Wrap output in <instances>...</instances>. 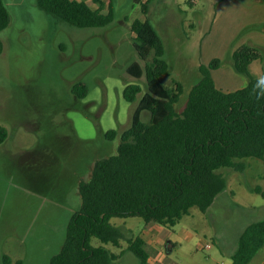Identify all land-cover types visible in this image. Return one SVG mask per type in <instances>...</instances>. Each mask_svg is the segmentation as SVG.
Returning <instances> with one entry per match:
<instances>
[{"label":"rangeland","instance_id":"374dc122","mask_svg":"<svg viewBox=\"0 0 264 264\" xmlns=\"http://www.w3.org/2000/svg\"><path fill=\"white\" fill-rule=\"evenodd\" d=\"M143 1L115 0L113 23L77 27L37 0H5L12 21L1 32L0 125L9 134L0 143V264L5 255L11 264H49L80 207V182L90 179L97 159L117 152L119 139L108 140L105 132L130 127L148 89L145 74L138 78L126 70L136 59L146 65L131 27L135 18H146ZM147 15L170 65L162 82L183 84L179 109L202 77L201 64L219 58L212 69L216 85L235 90L249 76L235 69L233 51L247 43L264 52V0H153ZM249 72L264 78V58L255 59ZM76 82L86 84V96L72 91ZM129 83L142 87L133 102L123 94ZM141 117L149 121L152 113L144 110ZM244 162V170L221 169L227 186L207 211L194 206L174 225L146 223L140 215L113 217L125 239L106 246L120 253V264H139L128 239L143 235L148 264H232L245 227L264 218V196L253 190L264 186L263 160ZM92 243L102 241L93 237ZM249 264H264V245Z\"/></svg>","mask_w":264,"mask_h":264},{"label":"trees","instance_id":"16d2710c","mask_svg":"<svg viewBox=\"0 0 264 264\" xmlns=\"http://www.w3.org/2000/svg\"><path fill=\"white\" fill-rule=\"evenodd\" d=\"M151 1L142 3L146 18L137 17L131 24L134 46L146 65L136 59L126 68L138 78L145 74L148 89L136 104L130 127L105 132L106 139H119L117 152L97 159L90 179L80 182V207L71 216L64 243L49 264H120V253L106 246H119L125 239L124 229L112 222L113 217L140 215L146 223L174 225L194 206L207 211L226 189L222 168L244 170V160L249 157L264 163V78L249 72L255 59L264 58L263 50L244 43L233 51L235 69L249 76L248 83L235 90L226 91L216 85L212 69L219 67V58L201 64L202 77L179 109L176 104L183 84L174 80L168 86L161 80L170 65L164 56V41L147 15ZM37 2L77 27H103L115 20V0ZM11 21V10L5 0H0V54L4 49L1 32ZM141 90L139 83H129L123 94L133 102ZM72 91L79 97L88 93L83 82H76ZM144 110L152 113L149 121L141 117ZM8 134L7 127L0 125V143ZM253 190L264 196L263 185ZM93 237L102 243L94 245ZM128 242V249L140 258L139 264H148L146 238L137 235ZM263 245L264 218L245 227L232 264H249ZM4 258L6 264H11L9 256Z\"/></svg>","mask_w":264,"mask_h":264},{"label":"crops","instance_id":"0c3cea01","mask_svg":"<svg viewBox=\"0 0 264 264\" xmlns=\"http://www.w3.org/2000/svg\"><path fill=\"white\" fill-rule=\"evenodd\" d=\"M116 252V251H115ZM120 259V258H119ZM150 259V258H149Z\"/></svg>","mask_w":264,"mask_h":264},{"label":"built area","instance_id":"2783aa9c","mask_svg":"<svg viewBox=\"0 0 264 264\" xmlns=\"http://www.w3.org/2000/svg\"><path fill=\"white\" fill-rule=\"evenodd\" d=\"M209 245V244H208Z\"/></svg>","mask_w":264,"mask_h":264}]
</instances>
